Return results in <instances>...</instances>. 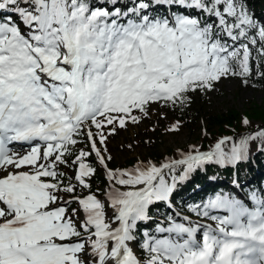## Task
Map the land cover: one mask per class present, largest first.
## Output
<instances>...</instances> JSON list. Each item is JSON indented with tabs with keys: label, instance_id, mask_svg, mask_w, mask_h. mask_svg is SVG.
<instances>
[{
	"label": "snow or ice",
	"instance_id": "1",
	"mask_svg": "<svg viewBox=\"0 0 264 264\" xmlns=\"http://www.w3.org/2000/svg\"><path fill=\"white\" fill-rule=\"evenodd\" d=\"M233 79L264 80L248 0H0V264H264V190L252 207L216 194L166 226L150 214L205 164L245 160L264 129L230 152L225 137L110 167V138Z\"/></svg>",
	"mask_w": 264,
	"mask_h": 264
},
{
	"label": "trees",
	"instance_id": "2",
	"mask_svg": "<svg viewBox=\"0 0 264 264\" xmlns=\"http://www.w3.org/2000/svg\"><path fill=\"white\" fill-rule=\"evenodd\" d=\"M248 2L252 11L258 17H264V0H248ZM252 84L256 87L264 88V80H255ZM240 89L235 90L236 96L239 95ZM206 96L198 94V101L192 103L183 112L179 110L168 111L167 120L159 118V121H154L151 126H147L144 129L145 138L142 137L136 139L133 143L121 145L120 148L127 150L129 155L122 161H117L113 155L114 159L110 162V167L130 168L137 161L147 162L149 160L159 165L165 158H181L180 153H188L192 146H196L202 152L212 151L215 144L225 137L232 138L222 145L225 152H230L233 143H238L241 138L254 135L257 131L264 129V103L260 104L251 100L243 112L236 108H228L225 111L216 113L207 110L205 118L207 128L196 138L195 143L162 151V147L167 143V135L169 133L167 129L177 120L181 122L182 126L193 129L197 127L201 114L200 108L202 103L206 101ZM245 117L250 121L248 125L242 123ZM128 144L133 146L132 149L127 148ZM141 147L148 148V152L138 158L132 152ZM234 181L238 182L241 194L245 197L250 191L259 192L264 190V140L257 138L249 141L247 158L235 165L205 164L193 173L188 181L177 185L172 197V209H169L165 203L161 202L152 208L150 214L154 217V221H164L166 226V216L173 215L174 211L193 215L187 211L188 206L203 204V202L213 198L216 194L233 195L230 191H236ZM105 185L106 180L101 169L94 180L93 186L94 188L100 187L103 189ZM145 227L150 231H154L155 223L149 222L146 226L142 224L141 231Z\"/></svg>",
	"mask_w": 264,
	"mask_h": 264
},
{
	"label": "rangeland",
	"instance_id": "3",
	"mask_svg": "<svg viewBox=\"0 0 264 264\" xmlns=\"http://www.w3.org/2000/svg\"><path fill=\"white\" fill-rule=\"evenodd\" d=\"M239 80H225L222 84L217 86L216 91L207 94L205 97L206 101L202 103L200 108L201 114L199 118V122L195 129L182 126L181 130L177 133H168L167 135V143L162 147V151L168 148H177L186 144L195 143L196 138L204 132V129L207 128L206 124V113L207 110H210L212 113L225 111L228 108H236L240 111H245L249 101L254 100L260 104L264 103V88L256 87V86H240ZM241 88V89H240ZM240 89L239 95H235V90ZM198 101V97L196 96L195 102ZM201 104V102H199ZM160 112L166 113V118H162L167 120L168 118V110L161 109ZM161 118L160 114L157 113L151 120L145 121L144 124L139 127H131L128 131L120 132L119 135H116L110 138V142L108 144V148L112 155L115 156L117 161H122L126 159L129 155L127 150H123L120 148L121 145L125 143H133L136 139L145 138L144 129L147 126H151L154 121H159ZM146 152H148V148L141 147L135 149L132 154L136 155L138 158H141ZM236 188H238L236 186ZM235 188V189H236ZM234 196L239 199H242L247 204L249 201L246 198H243L241 191L237 189L235 192H231ZM183 215H190L188 213H182ZM175 215V211L173 213ZM193 219L196 217L193 215Z\"/></svg>",
	"mask_w": 264,
	"mask_h": 264
}]
</instances>
